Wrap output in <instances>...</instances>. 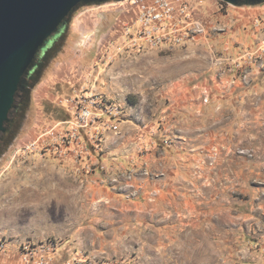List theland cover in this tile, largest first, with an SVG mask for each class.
Wrapping results in <instances>:
<instances>
[{"label":"rangeland","instance_id":"374dc122","mask_svg":"<svg viewBox=\"0 0 264 264\" xmlns=\"http://www.w3.org/2000/svg\"><path fill=\"white\" fill-rule=\"evenodd\" d=\"M164 1L158 46L112 0L38 60L0 138V264H264V1ZM77 92L119 115L69 131Z\"/></svg>","mask_w":264,"mask_h":264},{"label":"water","instance_id":"95a60500","mask_svg":"<svg viewBox=\"0 0 264 264\" xmlns=\"http://www.w3.org/2000/svg\"><path fill=\"white\" fill-rule=\"evenodd\" d=\"M112 0H0V137L7 132L17 98L39 66L38 60L73 12ZM258 4L264 0H223Z\"/></svg>","mask_w":264,"mask_h":264},{"label":"built area","instance_id":"2783aa9c","mask_svg":"<svg viewBox=\"0 0 264 264\" xmlns=\"http://www.w3.org/2000/svg\"><path fill=\"white\" fill-rule=\"evenodd\" d=\"M134 2V4H137V1ZM139 6L141 12L138 20L142 23L141 28L137 31L139 39L146 40L152 46H158L175 36V32L172 29L174 27L173 19L175 18V13L173 6L169 2L164 0H142ZM82 96L80 92H77L74 96L65 100L66 105L77 113L78 122L68 128L69 131L70 129L71 131L73 130L75 134L81 128H89L94 123L120 113L119 110H114L110 103L107 104L105 99L100 97L101 95L92 94L90 99H84ZM63 138L65 140L68 139L66 135ZM72 142L69 141L72 147L75 148L76 144ZM3 244L0 242V250L3 249ZM31 255L32 258L37 256L35 252H31ZM35 263L47 264L45 259H36Z\"/></svg>","mask_w":264,"mask_h":264},{"label":"crops","instance_id":"0c3cea01","mask_svg":"<svg viewBox=\"0 0 264 264\" xmlns=\"http://www.w3.org/2000/svg\"><path fill=\"white\" fill-rule=\"evenodd\" d=\"M64 81H68V80H61V81H59V83H62ZM50 84H51V82L50 83H48V82L43 83V84H41L35 88V90H34L35 101L43 102L49 96V89L51 88ZM63 85L66 86V84H63Z\"/></svg>","mask_w":264,"mask_h":264},{"label":"trees","instance_id":"16d2710c","mask_svg":"<svg viewBox=\"0 0 264 264\" xmlns=\"http://www.w3.org/2000/svg\"><path fill=\"white\" fill-rule=\"evenodd\" d=\"M52 45V42L50 43V45L47 47V49L45 50V52H44V54L49 50V48H50V46ZM43 54V55H44ZM39 64V63H38ZM39 67H40V65L38 66V67H36V69L34 70V72L32 73V75H31V77L28 79V86L26 87V89H25V91L24 92H20L19 93V96H18V98H17V103H16V105H17V108L16 109H14V111H13V114H15V112H17L18 111V107H19V102L21 103V106L22 105H24V103H25V100H26V97H27V95H28V92H29V90H30V88H31V85H30V80L31 79H34L35 77H34V74L36 73V71L39 69ZM13 114H12V116H13ZM12 116L10 117V119H12ZM7 130H8V125H7ZM3 134H6V133H3ZM2 134V135H3ZM1 135V136H2ZM1 138V137H0Z\"/></svg>","mask_w":264,"mask_h":264},{"label":"flooded vegetation","instance_id":"af4514ba","mask_svg":"<svg viewBox=\"0 0 264 264\" xmlns=\"http://www.w3.org/2000/svg\"><path fill=\"white\" fill-rule=\"evenodd\" d=\"M31 77V76H30ZM29 77V78H30ZM13 114V113H12ZM12 116V115H11ZM11 123H13V118L10 120V122L8 123V129H9V126L11 125ZM7 132H8V130H7ZM7 132H5V133H7Z\"/></svg>","mask_w":264,"mask_h":264}]
</instances>
